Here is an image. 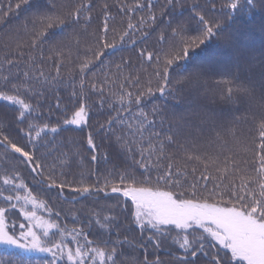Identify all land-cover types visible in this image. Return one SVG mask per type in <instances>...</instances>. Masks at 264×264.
Masks as SVG:
<instances>
[{"label": "snow or ice", "instance_id": "snow-or-ice-1", "mask_svg": "<svg viewBox=\"0 0 264 264\" xmlns=\"http://www.w3.org/2000/svg\"><path fill=\"white\" fill-rule=\"evenodd\" d=\"M21 3L28 4L29 0H21ZM147 3L148 12L152 13L153 0H147ZM258 6L264 7V0H259V2L248 0L249 10ZM19 7L20 5H17V8ZM114 7L116 6L106 4L101 8L105 20L102 32L97 27L95 31L89 33L87 17H84L83 25L81 24V17L85 12L92 11V5H73L67 0H48L42 10L37 8L30 21L31 29L27 33L30 37L29 49L44 51L47 46V51L53 53L54 62L58 59L57 54L66 60L73 52L77 54L76 59L79 60L77 74L80 76V88L79 91L71 92L69 105L61 109L65 117H68L63 119L62 124L75 126L81 132L85 127L92 128L93 131L89 132L81 143L69 146L67 151L63 150L64 146L56 142L54 138L41 136V133L48 128L47 124L43 126L30 122L25 124V111L35 110L28 101L36 98V103L39 105L44 92L54 90L62 83L68 86L71 82L75 88V80L71 73H69L68 81L62 80L63 74L59 69L65 64L63 62L57 64L55 76H52L51 72L45 76L31 57H29L30 63H24L26 70H21L19 62L7 60V57L0 62V67H3L5 63L8 65L4 68L8 74L3 78L6 91H0V99L18 105L21 109L18 117L0 114V162L6 166L2 177L3 184L12 186L14 189H27L19 173L20 165H24L30 168L36 177L33 180L34 184L44 185L49 190L59 189L60 194H63L66 186L77 183L67 177L76 175V169L81 167V158L84 155L83 144L86 143L87 148L93 152L90 160L97 164L100 163L101 156L95 154L94 150L99 147L96 141L98 138H103L99 136V133L103 132L104 137L112 141L125 160H131V164H124L122 168L113 164L111 168L105 167L95 172L89 169V174L95 175V183L87 185L83 180L80 181L84 186L73 189L76 197L98 195L103 191V188L99 186L101 181H103L104 188L112 183L111 193L119 194L125 202L130 199L131 205L127 206V210L132 213L134 223L142 232L147 230L161 237L166 236L173 229L184 233L183 236L177 233V236L173 237L174 240L180 241L179 249L184 253L183 258L174 257L177 264H189L187 257L189 255L196 257L198 252L204 253V248L209 244L222 246V249L230 251V258H222L223 264H232L233 260L236 264H264V114L258 117L253 116L254 127L259 133L260 142L257 154L255 138L251 141L252 156L248 161V166L254 175L246 174L242 177L241 189L228 193L232 198L226 201L222 198L225 194L223 192L220 193L221 199H215V190L207 197L198 196L195 191L176 192L172 189L183 188V184L175 181L168 189L156 186L161 181L167 185L169 177L157 176L156 185H154L150 175L152 169L142 163L148 156H151L153 141L160 140V133L151 131L155 122L149 119L150 115L160 114L159 106L153 104L151 110L146 112L143 107L145 98L153 97L154 92L168 93L169 89L176 87L191 91L196 96L213 95L233 105L235 113L239 112L241 115H233L232 119L227 122H218L215 115L206 107H201L194 113V116L199 124L208 126V135L202 137L205 144L218 145L223 149L228 145L226 138L239 143L235 134L239 125L248 122L249 112L244 108L242 101L253 95L256 82L251 81L250 77L245 78L244 75L253 67L252 58L236 47L231 31L224 32L222 26L232 19L231 10L242 7L241 0H220L219 7H217L216 0H201L199 3L193 0L189 6V13L180 17H174L171 11H168L183 7L180 0H164L158 16L153 15L150 20L141 17L135 24L128 23L127 30L121 27L119 31L106 22L110 19L109 9ZM139 7L143 9L144 5ZM11 10V5H9V11ZM136 10L135 6L124 5L123 12L117 9V15H125ZM165 15L171 18L162 19ZM98 18L99 16L96 17ZM69 27L71 31L66 32L65 29ZM57 28L61 30L59 34L55 31ZM109 33H111V40H109ZM213 36H218L223 44L235 50L234 64H206L192 59L190 55L192 50L205 45ZM137 44L143 45L137 53L139 66L143 69V65L147 64L151 71L148 73L147 80H143V70L135 78L124 77L123 85L130 83V86L135 88V93L124 92L123 85H121L119 94L109 89L106 95L104 87L96 84L88 86V73L98 65L101 72L105 69L111 70L113 65H115L117 74H121L125 68L135 71L131 59L125 63L121 57L120 63H116L114 59L106 60L105 57L109 52L125 46L135 49ZM82 45L85 54L83 59L78 55ZM88 53L91 55L89 56ZM186 60H192L187 67L181 63ZM41 62L47 63L46 60ZM13 68L17 71L13 72ZM93 76H96V73H93ZM118 81L119 75H117V81H113L111 86H116ZM104 83L105 81H101V84ZM258 83L259 87L264 89V71H261ZM93 94L99 97L98 103L89 102ZM21 96L24 99H21ZM59 99L57 97L58 101ZM261 99H264V95ZM94 107L97 110L104 109L109 113H115V115H110L104 124L97 122L99 127H96L89 123ZM57 108H60L59 103ZM125 115L129 117L128 120L125 119ZM58 127L60 125L52 127L51 132H57ZM176 135L173 133L172 136L165 137L166 142L175 143ZM188 135L190 133L186 134V137ZM145 144L149 145L147 156L143 147ZM164 149L165 143L161 141L158 151L163 153ZM137 155H140L141 162L136 160ZM206 158L211 159V157ZM137 165L145 171L138 174ZM233 166L238 167L235 163ZM116 180H119V186L115 184ZM241 192L244 194L241 195ZM0 196H3L2 192ZM4 199L7 207L0 206V245L20 249L26 253H46L49 259L44 264H57L65 257L67 264H89V261L91 264H163L160 259L139 260L136 256L118 260L117 257L122 255L118 247H112L110 251L106 248L90 247L89 245L93 242L87 241L83 229L79 231L73 229L74 234L71 238L76 244L75 249L68 247L63 239L57 242L43 239V237H48L50 230H59V224L38 216L34 210L21 209L26 223H20L17 226L9 213L16 209L17 203L21 201L24 204H31L33 208H45L47 204L38 201L31 191H28L27 195H8ZM133 206L134 212L132 211ZM112 219L116 218L105 217L104 220L107 223L100 226L108 227ZM96 222L100 223L99 218ZM88 223L91 226V218ZM197 229L202 230L201 234L190 239V235ZM66 233L65 229L61 235ZM204 233L211 238L210 241L203 235ZM82 236L87 241L86 243H81ZM147 240L152 241L153 236L150 235ZM111 243L116 246L126 244L134 252L137 249L134 240L127 238L113 240ZM160 246L161 242L155 241L156 250H159ZM144 247L145 244H139V248ZM6 264H31V262L10 259ZM212 264L216 262L213 261Z\"/></svg>", "mask_w": 264, "mask_h": 264}, {"label": "trees", "instance_id": "trees-1", "mask_svg": "<svg viewBox=\"0 0 264 264\" xmlns=\"http://www.w3.org/2000/svg\"><path fill=\"white\" fill-rule=\"evenodd\" d=\"M67 2L73 5H92V11L85 12L81 17L82 25L84 17L88 18L89 23L87 28L88 32L91 33L97 27L100 28L101 32L103 31L105 20L104 14L101 13V8L106 4L116 6L109 9L108 15L110 19L106 22L113 25L119 31L121 27L127 30L128 23L135 24L141 17H146L147 20H150L153 15L158 16L160 6L164 3V0H153L152 13L148 12L149 5L147 0H67ZM196 2L199 3L201 0H196ZM47 3L48 0H29L28 4H22L21 0H0V9H2L0 11V62H3L5 57H7V60L19 62L21 70H26L24 69V63H30L29 57H31L35 61L36 66L44 72L45 76L49 72H51L52 76H55L57 64L61 62L65 64L63 68L59 69L63 74L62 80L68 81L69 73H71L72 78L75 80V88H73L71 82L68 83V86L62 83L54 90L44 92L43 97L40 98L39 105L36 103V98L28 101L35 110L25 111V124L29 122L32 124H40L41 126L47 124L48 128L45 129V132L41 133V136L54 138L56 142H60L64 146L63 150L67 151L69 146L81 143L82 139L86 138L87 134L93 131V129L85 127L83 132H81L75 126L62 124L63 119L68 117H65L61 109L69 105L71 92L74 90L79 91L80 88V76L77 74L79 68V60L76 59L77 54L73 52L66 60L57 54L58 59L54 62L53 53L47 51V46H45L44 51L38 49L31 50L28 47L30 37L27 33L31 29V18L37 8L42 10ZM180 3L183 4V7H177L175 11L168 10L171 11L172 16H186L189 13V6L193 3V0H180ZM216 3L217 7H219L220 0H216ZM241 3L242 7L237 10H231L232 19L228 20L222 26L224 32L231 31L236 47L252 58L251 64L253 67L250 72H245L244 75L245 78L250 77L251 81L256 82L253 95L242 101L244 108L249 110V112L248 122L239 125L235 134L239 143L231 138H226L228 139V145L223 149L218 145L205 144L202 137L208 135V126L199 124L194 116V113L199 111L201 107H206L215 115L218 122H227L232 119L233 115H241L239 112L235 113L236 110L233 105L221 101L213 95L196 96L191 91L179 87L169 89V92L165 94L154 92L153 97L145 98L143 107L146 112H149L153 104L159 106L160 114L158 116L150 115L149 119L155 122V126L151 131L159 132L160 140L153 141L152 154L142 161V163L152 169L150 175L154 185H156L157 176L169 177L167 185L161 181L156 186L168 189L171 187L172 182L175 181L183 184V188L176 187L172 189L176 192L186 190L191 193L195 191L198 196L207 197L215 190L214 198L217 200L221 199L220 193L223 192L225 194L222 198L226 201L232 198L228 193L241 189L242 177L246 174L254 175L252 169L248 166V161L251 160L252 156L250 149L253 138H255L257 154L259 152V133L254 127L255 122L253 116L258 117L264 114L262 113L264 99H261L262 95H264V89H261L258 83L260 73L264 71V7L258 6L249 10L248 0H241ZM9 5H11V11H9ZM17 5H20V7L17 8ZM124 5H128L129 7L135 6L137 10L125 15H117V9L123 12ZM140 5H144L143 9L139 7ZM97 16H99L98 19H96ZM170 18L165 15L162 19L168 20ZM55 31L59 34L61 30L57 28ZM65 31L70 32L71 28L69 27ZM109 40H111V33H109ZM142 47L143 45L141 44H137L135 49L130 46H125L122 49L109 52L105 57L106 60L114 59L116 63H120L121 57H123L125 63L131 59L135 66V71H132L130 68H125L121 74H117L115 72V65H113L111 70L105 69L101 72L98 65L88 73V86L90 87L92 84H96L104 87L106 95L109 89L111 92L119 94L124 77L132 76L135 78L143 70V80H147L148 73L151 69L147 64L143 65V69H141L137 58V53ZM78 55L81 59L85 58L83 45ZM88 55L90 56L91 53H88ZM190 55L193 60L199 63L226 65L235 63L236 52L233 48L223 44L218 36H213L205 45L200 46L198 49H193ZM42 60H46L47 63H42ZM74 60L75 63H73ZM181 63L187 67L192 63V60H186ZM6 67H8L6 63L3 67H0V91H6L3 84V78L8 74L4 71ZM12 71L16 72L17 69L13 68ZM93 73H96V76H93ZM117 75H119V81L116 86L112 87V82L117 81ZM106 76L107 80H105ZM216 79H219V77H216ZM101 81H105V83L101 84ZM123 91L135 93V88L131 87L129 83L128 85H123ZM57 97L60 98L59 101ZM21 99H24V97L21 96ZM91 101L98 103L99 97L93 94L89 102ZM58 103L60 108H57ZM20 111L21 109L18 105H13L0 99V114H7L9 117H18ZM110 115H115V113H109L104 109L97 110L94 107L90 114L89 123L99 127V124H104ZM125 119L128 120L129 117L125 115ZM58 125L60 127L57 128V132H51V128L57 127ZM25 131H27L26 127ZM173 133L177 134L175 137L176 142H166L165 137L172 136ZM188 133L190 135L186 137ZM99 136L103 138L97 139L96 143L99 147L94 151L95 154L101 156L100 163L97 164V162L90 160L93 152L87 148L86 143L83 144L84 155L81 158V167L76 169V175H69L67 177L69 180L77 181V183L66 186L63 194H60L59 189L49 190L44 185L34 184L33 180L36 177H34L30 168L24 165H20L19 173L22 175L27 189H14L12 186L4 185L2 177L6 166L3 162H0V192L3 193V196H0V206L7 207L4 197L8 195L15 196L19 194L23 196L27 195L28 191H31L32 195L36 196L38 201H43L47 204L45 208L51 213L54 219L59 221L61 229H75L77 231L83 229L87 241H92L94 245H113L111 241L117 239L124 240L127 238L128 240H134L137 244L135 252L126 244L115 245L118 247V251L122 253L121 256L117 257L118 260H126L132 256H136L139 260H144L145 258L148 261L160 259L163 264H177L173 257V253L177 252H173L167 247L164 248L165 245H168L167 242L170 233L161 237L147 230L142 232L136 228L133 217L126 208L127 205H131L129 200L125 202L119 195L102 194L103 192L111 191L112 183H109L108 187L104 188L103 181H101L99 186L103 188V191L98 195H87L74 202L68 200L69 198L76 197L73 189L84 186L80 181L83 180L87 185L95 183V175H90L89 169L95 172L101 171L105 167L111 168L113 164H116L118 168H122L124 164H131V160H125L124 156L116 150L112 141L104 137L103 132L99 133ZM161 141L165 143L163 153L158 151ZM143 147L145 148V155L147 156L149 145L145 144ZM206 157H211V159ZM136 160L141 162L140 155L136 156ZM234 163L238 167H234ZM136 171L139 174L143 173L145 169L137 165ZM119 183V180L115 181L117 186H119ZM240 194L243 195L244 192ZM22 205L25 206L23 201L17 203L16 209L9 213L17 225L25 222L20 211ZM103 216H108L109 219L115 217L116 219H112L109 226L105 227L106 229L100 230L99 228L98 230L96 221L98 218L101 220ZM89 218L92 221L91 226L88 223ZM150 235L153 236L152 241L147 240ZM81 238L84 239V236ZM61 239L65 240L57 236L55 241ZM157 240L161 242L159 250L155 248V241ZM103 241H107L108 243H104ZM141 243L145 244L144 248H139V244ZM72 244L69 243L70 246ZM208 247L210 252L208 254L204 252L208 256L207 259L197 255L190 259L189 264H212L213 261L216 264H223L222 258L228 259L231 256L227 250H222L211 244ZM226 251L227 256L225 255ZM10 259L27 260L31 264H44L49 259V256L21 253L17 250L0 246V264H6ZM57 264H67V262L66 260H60ZM232 264H236V261L233 260Z\"/></svg>", "mask_w": 264, "mask_h": 264}, {"label": "rangeland", "instance_id": "rangeland-1", "mask_svg": "<svg viewBox=\"0 0 264 264\" xmlns=\"http://www.w3.org/2000/svg\"><path fill=\"white\" fill-rule=\"evenodd\" d=\"M24 204V203H23ZM25 206H23L22 205V209H24V210H27V211H36V213H37V215L38 216H41V217H43L44 219H46V220H51L52 222H54V223H57V224H59V221L58 220H56V219H54L53 218V216L51 215V213L46 209V208H40V207H37V208H33V206L30 204L29 206H28V204H24ZM128 206V205H127ZM127 206H126V208H127ZM20 209V208H19ZM21 211V210H20ZM132 211L134 212V206H133V209H132ZM21 213H22V211H21ZM129 214L132 216V213L131 212H129ZM70 215V214H69ZM22 217H23V214H22ZM105 217H108V216H103L102 217V219L100 220V223H97L96 222V226H97V229L99 230V228H100V230H104V229H106L105 227L104 228H102L100 225L101 224H103V223H106V221L104 220V218ZM133 217V216H132ZM58 221V222H57ZM134 222V221H133ZM24 223H26V221L24 222ZM20 224V223H19ZM18 224V225H19ZM17 225V226H18ZM134 225L136 226V228L138 227L139 228V226L138 225H136L135 223H134ZM59 226H60V229L59 230H57V229H52V230H50V232H49V235H48V237H43V239H47V240H51V241H53V242H57V241H55V239H56V237L58 236L59 238H64L65 239V243L67 244V246L68 247H71V248H73V249H75V247H76V244L72 241V235L74 234L73 233V230H71V229H66L67 230V233L65 234V235H61V232L64 230V229H61V225L59 224ZM68 226H70V224H68ZM74 226H77V225H74ZM137 228V229H138ZM201 232H202V230H199V229H197V231L195 232V233H192L191 235H190V239H192L193 237H198L200 234H201ZM152 233V232H151ZM177 233H180V230H178V229H173L171 232H170V236H169V240H168V245H165L164 246V248H170L173 252H177V253H173V257H177V256H179V257H181V258H183L184 257V253L179 249V242L180 241H177V240H174L173 239V237H175V236H177ZM153 234V233H152ZM154 235H156V234H154ZM180 235L181 236H183L184 235V233H180ZM205 237H207V234L206 233H204L203 234ZM86 236V235H85ZM207 240L208 241H210L211 240V238L210 237H207ZM69 243H73L71 246L69 245ZM81 243H86V240H84V239H82L81 238ZM1 247H4V248H8V249H14V250H17V251H19V252H23L22 250H20V249H15V248H10V247H7V246H5V245H0ZM90 247H100V248H106V249H108L109 251L111 250V248L112 247H116L115 245H109V246H103V245H94V244H91V245H89ZM217 248H220V249H222V246H216ZM222 250H224V249H222ZM204 252H206L207 254L210 252V249H209V247L208 246H206L205 248H204ZM230 252V251H229ZM24 253H26V252H24ZM180 253V254H179ZM30 254H34V255H48V254H46V253H39V252H32V253H30ZM197 255L198 256H201V257H203V258H205V259H207L208 258V256H206L205 255V253H197ZM190 256V255H189ZM189 256L187 257L188 258V260L190 261V259L191 258H189ZM210 257V256H209ZM194 258V257H193ZM64 260H66V257H65V259ZM89 264H91V262L89 261Z\"/></svg>", "mask_w": 264, "mask_h": 264}, {"label": "water", "instance_id": "water-1", "mask_svg": "<svg viewBox=\"0 0 264 264\" xmlns=\"http://www.w3.org/2000/svg\"><path fill=\"white\" fill-rule=\"evenodd\" d=\"M30 170H31V169H30ZM31 172H32V170H31ZM102 194H103V195H119V194L111 193V191L103 192ZM82 197H84V196H79V197H76L75 199H74V198H69L68 200H69L70 202H74V201H76V200L81 199ZM189 258H192V257L189 256Z\"/></svg>", "mask_w": 264, "mask_h": 264}]
</instances>
